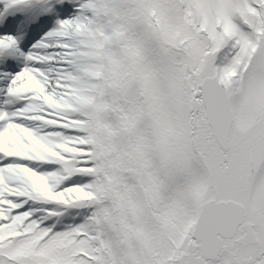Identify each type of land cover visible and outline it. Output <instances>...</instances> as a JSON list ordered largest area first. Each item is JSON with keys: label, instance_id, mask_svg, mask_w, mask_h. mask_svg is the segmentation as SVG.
<instances>
[{"label": "snow or ice", "instance_id": "obj_1", "mask_svg": "<svg viewBox=\"0 0 264 264\" xmlns=\"http://www.w3.org/2000/svg\"><path fill=\"white\" fill-rule=\"evenodd\" d=\"M0 5V264H264V0Z\"/></svg>", "mask_w": 264, "mask_h": 264}, {"label": "rangeland", "instance_id": "obj_2", "mask_svg": "<svg viewBox=\"0 0 264 264\" xmlns=\"http://www.w3.org/2000/svg\"><path fill=\"white\" fill-rule=\"evenodd\" d=\"M71 16V15H70ZM71 17H67V18H65V19H70Z\"/></svg>", "mask_w": 264, "mask_h": 264}]
</instances>
